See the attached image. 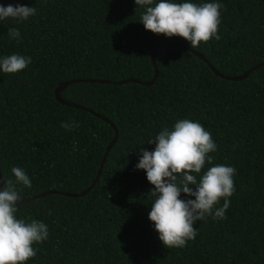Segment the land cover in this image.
<instances>
[{
	"label": "trees",
	"instance_id": "1",
	"mask_svg": "<svg viewBox=\"0 0 264 264\" xmlns=\"http://www.w3.org/2000/svg\"><path fill=\"white\" fill-rule=\"evenodd\" d=\"M190 2L224 5L221 39L195 48L219 72L259 65L226 79L192 51L160 44L156 78L145 84L154 75L156 44H191L146 30V8L135 0H0L37 9L27 21L0 20V58H32L18 73L0 71L1 176L14 181L13 167L26 171L32 187L18 184L21 198L57 190L18 203L17 218L43 221L49 231L26 264H264V0ZM9 28L20 37H9ZM70 78L78 80L61 96L88 109L55 97L56 85ZM123 78L139 81L117 82ZM89 109L115 124L117 139L90 189L67 195L92 183L115 133ZM181 119L201 123L217 145L197 178L215 165L234 167L235 191L225 219L206 216L194 224L195 240L168 249L149 219L154 185L136 165L140 150L154 151L148 142ZM72 121L79 127H61Z\"/></svg>",
	"mask_w": 264,
	"mask_h": 264
},
{
	"label": "clouds",
	"instance_id": "2",
	"mask_svg": "<svg viewBox=\"0 0 264 264\" xmlns=\"http://www.w3.org/2000/svg\"><path fill=\"white\" fill-rule=\"evenodd\" d=\"M135 3L146 10L141 21L146 30L163 34L171 38L179 36L189 41L191 48L207 43L218 35L221 24L219 2L196 4L190 0H135ZM37 14L35 7L26 5H0V20L13 19L27 21ZM11 38L20 37L18 28H9ZM32 63L30 56L12 54L0 58V71L15 74ZM66 130L79 127L78 123L62 122ZM154 151L142 148V156L136 165L137 169L146 171L147 180L154 185L151 194L155 197L149 213L155 230L164 246L170 248L185 247L187 242L195 240L198 232L194 227L197 221L206 216L214 220L225 219L235 191L233 176L236 169L226 165H215L208 168L200 178L206 162L211 164L213 157L209 153L217 150L212 134L204 126L190 119H181L169 129L164 127L154 140ZM15 180H3L0 190V264H26L37 255L33 245L43 243L49 237L48 226L43 221L17 218L18 202L21 201L17 185L32 187L31 179L20 167H13ZM195 185V190L190 187ZM195 199H182L181 194ZM224 198L222 207L218 205Z\"/></svg>",
	"mask_w": 264,
	"mask_h": 264
},
{
	"label": "water",
	"instance_id": "3",
	"mask_svg": "<svg viewBox=\"0 0 264 264\" xmlns=\"http://www.w3.org/2000/svg\"><path fill=\"white\" fill-rule=\"evenodd\" d=\"M160 44H175V45H178V46H181L183 48H186L190 51H192L194 54H196L197 56H199L200 58L204 59L207 64L212 68V70L217 74L219 75L220 77H223V78H226V79H233V80H238V79H242L244 78L252 69H254L255 67H257V65L259 64H254L252 65L251 67L247 68L246 70H244L243 72L239 73V74H236V75H228V74H224V73H221L219 72L206 58L205 56L198 52L197 50L195 49H192L189 45L187 44H183V43H172V42H160L159 44H156L154 46V48L152 49L151 51V61L152 63L154 64V75L151 79L145 81V84H150L154 81V79L156 78V75H157V69H156V65H155V59H154V53H155V50L157 48L158 45ZM78 79H65V80H62L60 81L56 87H55V90H54V93H55V97L57 98V100H59L61 103L63 104H66V105H72V106H75V107H82V108H86L78 103H75V102H72V101H69L65 98H63L61 96V90L66 86L68 85L69 83L73 82V81H76ZM90 80H96V81H108V80H104V79H90ZM126 81H139L135 78H123V79H120L118 80L117 82L121 83V82H126ZM88 109V108H86ZM90 111L94 112L95 114L99 115L101 118H104L105 120H107L114 128V136L112 137V139L108 142V144L106 145V148H105V151H104V154L102 155V158H101V161H100V165L98 167V170H97V173H96V176L95 178L93 179L92 183L87 187L85 188L84 190L80 191V192H68V191H58V192H64L65 194L67 195H80V194H83V193H86L90 187L93 185V183L96 181V179L98 178L99 174H100V171H101V168H102V165H103V162L106 158V154L108 152V150L111 148V146L115 143L116 139H117V135H118V131H117V128L115 126V124L110 121L107 117H105L104 115L98 113V112H95L94 110L92 109H89ZM4 187L3 185V178L1 176V172H0V190H2ZM53 191H57V190H54V189H48V190H44L42 192H39L35 195H32L30 197H25V198H22L21 201H19L18 203H23L25 202L26 200H28L29 198H35V197H39V196H42V195H45L47 193H50V192H53Z\"/></svg>",
	"mask_w": 264,
	"mask_h": 264
}]
</instances>
